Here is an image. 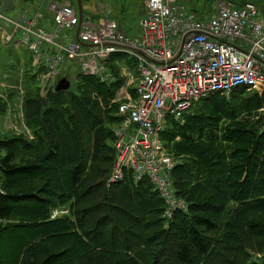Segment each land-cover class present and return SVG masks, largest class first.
Listing matches in <instances>:
<instances>
[{
  "label": "trees",
  "instance_id": "1",
  "mask_svg": "<svg viewBox=\"0 0 264 264\" xmlns=\"http://www.w3.org/2000/svg\"><path fill=\"white\" fill-rule=\"evenodd\" d=\"M112 72L110 84L80 76L74 94L52 91L43 100L28 93L24 118L33 139L0 141V220L7 222L0 226V264H264L262 99L243 89L214 95L182 125L168 122L161 141L182 159L171 177L188 210L166 221L149 181L136 183L127 171L107 186L121 123L117 105L109 104L123 83ZM22 197L37 205L19 207ZM57 209L67 214L51 219Z\"/></svg>",
  "mask_w": 264,
  "mask_h": 264
},
{
  "label": "built area",
  "instance_id": "2",
  "mask_svg": "<svg viewBox=\"0 0 264 264\" xmlns=\"http://www.w3.org/2000/svg\"><path fill=\"white\" fill-rule=\"evenodd\" d=\"M144 7L137 38L127 36L105 9L96 19L83 15L80 21L76 7L60 0H48L45 12L25 7L14 18L0 13V35L5 45L25 47L37 76L54 87L70 75L110 84L115 82L108 69L112 57L136 61L134 97L121 91L111 102L121 123L114 131L117 156L106 183H121L127 171L134 182L149 181L170 220L188 206L176 196L171 178L182 159L167 151L161 135L169 121L182 125L197 103L214 95L230 98L240 89L256 93L264 113V15L254 3L229 1L207 19L177 0H145Z\"/></svg>",
  "mask_w": 264,
  "mask_h": 264
},
{
  "label": "rangeland",
  "instance_id": "3",
  "mask_svg": "<svg viewBox=\"0 0 264 264\" xmlns=\"http://www.w3.org/2000/svg\"><path fill=\"white\" fill-rule=\"evenodd\" d=\"M15 2L16 9L13 11L4 12L2 11V5L0 6V13L3 15L14 18L18 12L28 7L29 12L34 13L38 9L46 11V4L48 0H13ZM60 1H76V0H60ZM145 0H88L86 2L81 0L83 13L85 18L88 16L92 18H98L101 13L100 9H105L107 15L113 18L120 29L129 37L137 38L141 33L139 23L140 19L145 13L144 7ZM181 5L194 14L197 18L201 19L212 15L223 1H231L233 3L242 4L244 3H255L258 5L260 11L264 15V0H177ZM243 3V4H244ZM118 57H112L111 65L109 64L108 69L110 72L114 71L117 79H122V84L117 89L118 92H127L130 96L134 97V88L137 83V65L136 61L128 55H116ZM130 58L132 60H130ZM32 55L23 46L18 48L10 47L5 45L2 35H0V141L10 140L14 138H27L30 141L32 134L30 129L27 127L24 119V102L28 95L32 91H36L38 97L43 100H49L50 94L54 91L51 83L44 81V79L35 76L36 80H29L30 74L29 69L31 67ZM31 62V63H30ZM77 79H74L72 75L69 76L68 81L70 82V88L67 93L74 94L77 92ZM41 80V81H40ZM38 82V88L36 83ZM36 88V89H35ZM55 92V91H54ZM116 93V94H117ZM36 94V95H37ZM109 105H112L111 103ZM263 105V103H262ZM192 111V110H191ZM259 117H264V113L258 111ZM185 120V119H184ZM184 123V122H183ZM264 124V123H263ZM120 126H117L118 129ZM114 134V133H113ZM82 150L85 149V140L82 134H78L75 139ZM164 146L163 142L161 141ZM6 152L0 150V158L5 156ZM22 157L21 155L19 158ZM116 160V159H115ZM51 167V166H49ZM114 168V165H113ZM3 180L0 175V193L4 194L3 188L1 187ZM108 186V185H107ZM26 197V195H24ZM22 197V200L18 206L25 207L26 209L34 207L36 202L29 198ZM166 208V204H165ZM55 214V213H54ZM61 214V212L59 213ZM66 215L67 213L64 212ZM123 220L134 222L135 218L129 220L124 214H120ZM133 215V214H132ZM165 215V214H164ZM134 216V215H133ZM53 217V213L51 215ZM7 222L0 220V226H6ZM101 230L106 231L105 225L102 226ZM3 252H7V249L3 247ZM61 257H67L69 251L61 254ZM262 257L260 255H253L252 260L260 261Z\"/></svg>",
  "mask_w": 264,
  "mask_h": 264
},
{
  "label": "water",
  "instance_id": "4",
  "mask_svg": "<svg viewBox=\"0 0 264 264\" xmlns=\"http://www.w3.org/2000/svg\"><path fill=\"white\" fill-rule=\"evenodd\" d=\"M76 5H77V10H78V17L79 20H82V4H81V0H76ZM14 9V5L13 2L11 0H4L3 1V7L2 10L4 12H8V11H13ZM70 88V82L68 81V79L66 78H62L60 81H58V83L56 84L54 91L56 93L59 92H66L68 91Z\"/></svg>",
  "mask_w": 264,
  "mask_h": 264
}]
</instances>
